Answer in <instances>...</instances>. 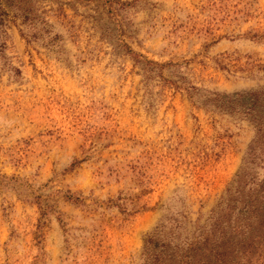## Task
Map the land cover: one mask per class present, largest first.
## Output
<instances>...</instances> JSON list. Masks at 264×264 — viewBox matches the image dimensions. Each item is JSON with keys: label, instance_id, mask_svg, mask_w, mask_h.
Masks as SVG:
<instances>
[{"label": "rangeland", "instance_id": "obj_1", "mask_svg": "<svg viewBox=\"0 0 264 264\" xmlns=\"http://www.w3.org/2000/svg\"><path fill=\"white\" fill-rule=\"evenodd\" d=\"M2 19L0 264H160L167 238L207 232L255 129L199 94L264 88V0H27Z\"/></svg>", "mask_w": 264, "mask_h": 264}, {"label": "trees", "instance_id": "obj_2", "mask_svg": "<svg viewBox=\"0 0 264 264\" xmlns=\"http://www.w3.org/2000/svg\"><path fill=\"white\" fill-rule=\"evenodd\" d=\"M25 1L0 0V25L8 6L19 10ZM169 66L173 65H161L151 71H162ZM193 90L198 91L194 87ZM188 95L194 99L198 93L188 92ZM199 100L204 106L241 115L253 125L255 136L246 153L244 167L218 207L211 211L205 224L209 228L207 232L200 231L184 241L180 237L167 238L161 245L160 264H230L234 258H243L245 264H264V178L260 180L257 172L264 168V88L231 95L199 94ZM166 229L165 224L158 226L145 240L144 251L156 249L154 243L167 237Z\"/></svg>", "mask_w": 264, "mask_h": 264}]
</instances>
